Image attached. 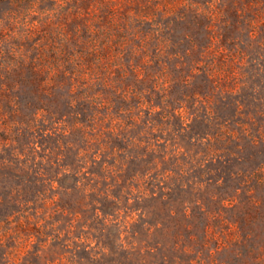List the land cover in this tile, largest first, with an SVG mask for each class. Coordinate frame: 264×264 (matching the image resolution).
<instances>
[{
    "label": "rangeland",
    "instance_id": "1",
    "mask_svg": "<svg viewBox=\"0 0 264 264\" xmlns=\"http://www.w3.org/2000/svg\"><path fill=\"white\" fill-rule=\"evenodd\" d=\"M0 264H264V0H0Z\"/></svg>",
    "mask_w": 264,
    "mask_h": 264
}]
</instances>
